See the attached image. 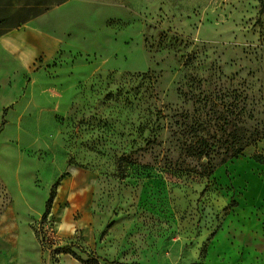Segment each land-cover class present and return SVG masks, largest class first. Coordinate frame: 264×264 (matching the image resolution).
<instances>
[{
	"label": "rangeland",
	"instance_id": "obj_1",
	"mask_svg": "<svg viewBox=\"0 0 264 264\" xmlns=\"http://www.w3.org/2000/svg\"><path fill=\"white\" fill-rule=\"evenodd\" d=\"M105 1L0 123V264H264V0Z\"/></svg>",
	"mask_w": 264,
	"mask_h": 264
},
{
	"label": "crops",
	"instance_id": "obj_2",
	"mask_svg": "<svg viewBox=\"0 0 264 264\" xmlns=\"http://www.w3.org/2000/svg\"><path fill=\"white\" fill-rule=\"evenodd\" d=\"M71 2L0 0V114L4 115L7 108L21 97L26 103L16 105L19 110L28 109L31 100L39 102L44 109L52 90L46 75L41 74L42 68L72 51L73 47L68 46L65 37L71 33L75 22L89 29L96 28L91 16H82L81 8H72ZM105 2L126 9L128 0ZM118 18L106 15L103 19L106 25ZM69 231V227L61 226L65 235Z\"/></svg>",
	"mask_w": 264,
	"mask_h": 264
},
{
	"label": "trees",
	"instance_id": "obj_3",
	"mask_svg": "<svg viewBox=\"0 0 264 264\" xmlns=\"http://www.w3.org/2000/svg\"><path fill=\"white\" fill-rule=\"evenodd\" d=\"M5 116H6V112L4 113V115H3V121H2V124H1V127L4 125V122H5ZM237 154H239V153H237ZM207 153H206V151L205 150H203L201 153H200V156L203 158V157H207ZM234 157H236V156H233L232 158H234ZM226 162V160H223V164ZM54 198H55V195H54V192H52V194H51V197H50V200L48 201V204H47V211H46V214H48L49 213V210L51 209V205H52V203H53V201H54ZM60 252L61 253H64V252H67V254H73V253H71V252H69V249L67 248V249H64V250H60ZM73 256L74 257H76L74 254H73ZM97 258L96 259H94V260H91V262H89L88 264H98L97 263ZM108 264H111V263H108Z\"/></svg>",
	"mask_w": 264,
	"mask_h": 264
}]
</instances>
